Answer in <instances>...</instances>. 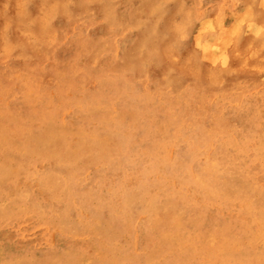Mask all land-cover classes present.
Listing matches in <instances>:
<instances>
[{
  "label": "bare ground",
  "instance_id": "bare-ground-1",
  "mask_svg": "<svg viewBox=\"0 0 264 264\" xmlns=\"http://www.w3.org/2000/svg\"><path fill=\"white\" fill-rule=\"evenodd\" d=\"M120 1L101 17L114 26L111 33L123 27L115 19L124 13ZM156 1L140 0L138 10L147 16L158 8L161 16L151 15L163 23L164 7ZM59 4L0 0V217L8 215L0 232L28 217L65 225L55 245L20 250L21 234L0 235V264H264V184L246 190L226 185L253 156L241 155L238 143L225 153L234 130L203 110L213 63L192 60L189 70L167 72L156 29L142 35L135 60L110 66L99 43L93 48L92 39L77 32L52 68V21L41 14L58 11ZM179 23L163 43L180 33ZM21 29L29 44L19 40ZM229 41H218L216 52L226 51ZM82 56L90 60L82 63ZM231 107L239 105L224 101L220 113ZM213 142L220 143L217 154L227 156L199 164L193 153L209 155ZM92 166L100 168L89 178ZM227 190L245 212L234 228L233 220H205L207 199L226 200ZM255 192L259 201L251 207ZM139 213L146 241L136 254L120 238H135ZM117 226L121 234L111 232Z\"/></svg>",
  "mask_w": 264,
  "mask_h": 264
},
{
  "label": "rangeland",
  "instance_id": "rangeland-1",
  "mask_svg": "<svg viewBox=\"0 0 264 264\" xmlns=\"http://www.w3.org/2000/svg\"><path fill=\"white\" fill-rule=\"evenodd\" d=\"M123 2L124 13L119 12L115 16L116 20H121L117 25H123L122 30L117 33H111L114 26L101 21V17L106 15L114 4L122 3L120 0H74L71 5H68V0H60L58 11L41 14V19L51 20L53 26L49 43L52 45L54 60L51 62V58L47 63H51L53 68L56 61L63 60L77 32L89 36L93 41V48L99 43L98 49L105 52L107 60H104V63L107 62L108 66L112 63H123L127 58L135 60L139 55L136 44H141L142 35L160 29L158 52L167 72L189 70L192 60L194 61L191 63L194 64H201L199 61L213 63L208 69L212 78L207 81L211 95L204 101L203 110L218 115L224 125L234 130V140L224 150L225 153L228 150H236L238 143L241 155L247 153L248 156H253L239 173L226 178V185L244 187L238 190H246L245 188L250 189L258 183L264 184V0H157L156 5L161 4L164 7L163 23L151 15L161 16L158 8L151 7L148 10L151 14L145 16L138 10L140 0ZM51 10H55V6H52ZM176 20H180V33L171 41L163 43V39H167L176 30L173 29L175 25H172ZM231 27L236 30L229 35ZM26 33V29L17 32L19 40L29 44L30 39ZM223 39L230 41L226 51L220 54L216 52L215 45ZM2 48L3 44L0 42L1 52ZM14 58L15 56H12V59ZM33 59L40 65L45 64L42 57L33 56ZM89 60L87 56L81 57L82 63ZM157 61L158 58L154 60ZM194 69L195 67L192 71ZM186 82L190 84L191 79L186 78ZM147 89L153 92L156 86L153 82H148ZM163 89L168 91L169 88L163 83ZM227 100L233 101L239 107H231L221 114L220 105ZM197 135L201 134L197 132ZM212 145L209 155L193 153L199 164H204L210 156L216 157L217 161L227 156L217 154L215 147L220 145L219 142H213ZM179 150H183L181 146ZM185 156L187 157L188 153ZM99 168L92 166L88 169V177L97 175ZM225 199H207L205 220L207 223L219 219L233 220L235 223L232 227H237L238 221L245 214L242 203L228 190ZM258 201L259 195L255 192L249 201L251 207ZM4 218H8V215L2 214L0 220ZM143 219L142 213L137 214L133 226L135 238H120L121 244H131L136 254L146 241L139 228ZM3 223L6 221L3 220ZM64 226H52L28 217L27 221L21 223L6 224L8 229L0 232V235L6 240L16 233L21 234L22 237L16 240V247L21 250L31 244H54L62 236L61 227ZM111 232L121 234L120 226Z\"/></svg>",
  "mask_w": 264,
  "mask_h": 264
}]
</instances>
